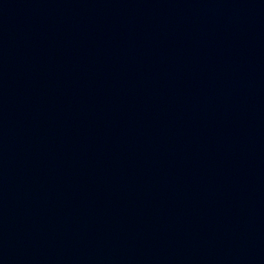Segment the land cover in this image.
<instances>
[{
	"label": "water",
	"instance_id": "1",
	"mask_svg": "<svg viewBox=\"0 0 264 264\" xmlns=\"http://www.w3.org/2000/svg\"><path fill=\"white\" fill-rule=\"evenodd\" d=\"M0 264H264V0H0Z\"/></svg>",
	"mask_w": 264,
	"mask_h": 264
}]
</instances>
